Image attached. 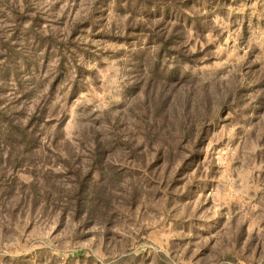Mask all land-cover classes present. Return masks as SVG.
<instances>
[{"label": "rangeland", "instance_id": "1", "mask_svg": "<svg viewBox=\"0 0 264 264\" xmlns=\"http://www.w3.org/2000/svg\"><path fill=\"white\" fill-rule=\"evenodd\" d=\"M0 264H264V0H0Z\"/></svg>", "mask_w": 264, "mask_h": 264}]
</instances>
